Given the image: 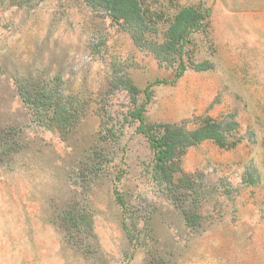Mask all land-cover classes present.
<instances>
[{
  "label": "rangeland",
  "instance_id": "rangeland-1",
  "mask_svg": "<svg viewBox=\"0 0 264 264\" xmlns=\"http://www.w3.org/2000/svg\"><path fill=\"white\" fill-rule=\"evenodd\" d=\"M141 4L156 42L181 7L210 9L182 75L84 0H0V264H264V0ZM21 91L69 96L70 120L45 125ZM143 104L226 143L185 148L168 183L130 117Z\"/></svg>",
  "mask_w": 264,
  "mask_h": 264
},
{
  "label": "trees",
  "instance_id": "trees-1",
  "mask_svg": "<svg viewBox=\"0 0 264 264\" xmlns=\"http://www.w3.org/2000/svg\"><path fill=\"white\" fill-rule=\"evenodd\" d=\"M90 6L99 7L108 12L112 21L121 23L129 31H134L132 40L135 45L150 49L158 62H172L179 68L178 76L182 75L186 67L193 65L191 59L185 60L186 48L194 43L193 35L201 32L209 26L211 11L203 6L181 7L172 16L166 30L162 35V41L156 42L145 38V34L156 32L155 21L146 14L142 8L141 0H84ZM158 20L156 19V22ZM169 21V20H168ZM199 70L211 68L210 63L203 62L196 66ZM161 83L160 81H156ZM124 87L136 94L139 90L129 80L124 82ZM150 85L143 90L147 102L150 100L148 92ZM23 102L36 114L42 115L45 125L58 123L65 126L70 120V101L58 99L56 93L46 95L43 92H35L32 96L21 91ZM144 104L135 107L130 112V117L137 122L136 131L143 135L154 154V169L160 172L162 178L170 183L172 175L177 169V157L187 147L196 146L204 141H212L219 146H224L225 128L219 122L211 119H202L192 131H185L176 125L148 124L144 116Z\"/></svg>",
  "mask_w": 264,
  "mask_h": 264
}]
</instances>
